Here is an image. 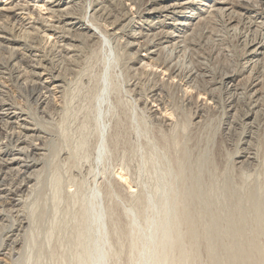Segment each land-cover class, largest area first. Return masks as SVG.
Instances as JSON below:
<instances>
[{
	"label": "bare ground",
	"instance_id": "1",
	"mask_svg": "<svg viewBox=\"0 0 264 264\" xmlns=\"http://www.w3.org/2000/svg\"><path fill=\"white\" fill-rule=\"evenodd\" d=\"M80 1L0 0V53L8 55L12 68L26 64L28 72H16V79L21 87L30 86V98L43 118L50 117V108V115L63 114L66 122L71 111L63 100L71 82L40 54L41 48L54 49L67 61L95 46L105 51L94 88L84 99V123L71 152L60 151L69 141L65 129L59 134L64 143L58 145L55 133L37 126L8 99L0 72V228L14 220L3 232L0 264H264V173L245 171L260 164L255 132L246 133L243 147L221 166L209 149L195 151L187 138L190 125L202 126L204 108L219 105L213 97L218 88L232 95L224 107L226 117H234V98L242 89L253 100L252 110L258 108L264 95L263 70H258L264 62V0H149L142 7L131 0H96L83 16ZM210 14L226 17L231 32L246 26L239 34L235 66L211 81L210 92L201 93L185 56L187 41ZM96 17L103 30L94 23ZM28 47L33 54L25 55ZM122 58L132 79L126 90L138 97L135 105L148 110L151 122L169 132L173 150L170 154L148 137L145 119L127 103L129 128L145 143L129 154L136 157L138 190L116 182L117 193L130 200L121 210L123 223L112 222L96 174L93 185L71 182L76 190L65 191L70 179L65 182L57 159L62 156L64 162L70 153L80 162L91 151L99 166L109 158L104 116L113 107L108 104L103 112L102 106L118 88L112 68ZM224 58L231 62L229 54ZM141 76L157 81L146 93L138 84ZM173 89L199 106L188 124L171 118L176 115L168 102ZM255 121L256 112L244 116L246 127ZM124 157L122 164L129 161ZM107 191L117 197L115 190Z\"/></svg>",
	"mask_w": 264,
	"mask_h": 264
},
{
	"label": "rangeland",
	"instance_id": "2",
	"mask_svg": "<svg viewBox=\"0 0 264 264\" xmlns=\"http://www.w3.org/2000/svg\"><path fill=\"white\" fill-rule=\"evenodd\" d=\"M94 1L96 2V0H81L78 4L80 15H84V11L92 6ZM131 1L142 7L149 0ZM111 10H113L115 15H122V12H120L118 9L111 8ZM94 23L98 25L101 30H103V23L100 18L96 17ZM245 26L246 25H240L235 29V32H231L227 27L226 17L210 14L205 20H203L202 24L197 26L193 31L192 35L187 41L188 54L185 56V59L190 64L189 67L192 69L190 71L194 72L197 76L196 87L201 93L210 92L211 81H217L222 73L227 70H231L235 66L234 64L236 63L241 47V39L239 34L241 36L245 32ZM41 49H39L41 50L40 54L45 53L43 55H47L46 57L48 58L46 59L52 63H50L51 66L61 70L62 74L65 75V78L67 77V84L71 82L69 85H67L66 97L65 100H63L65 103H69V110L71 111V114L67 119L68 121L66 120V122H62L63 114L57 115L56 112H53L51 116L50 108L47 109L49 114L48 116L50 117L43 118L42 114L37 109L36 103L30 98V86L22 85L21 87L20 82H18L16 79V72H28L26 64L18 63L12 68L7 64L8 55L6 53H0V67H4L3 70H0V72H3L2 76L4 75V78H0H3L2 81L4 85L8 87V99L24 109V112L29 115V117L35 124H37V126L40 123V125L45 126V129H48L47 131L51 130L53 133H55L56 142L58 145L64 143L62 135H60L62 137L60 138L59 134H62L61 132L65 129L69 141L60 145V151L62 149L65 151L69 150L71 152L70 148L73 145V140L77 138L79 129L82 123H84V115L81 110L82 107H84V99H87L89 92H91L94 88L93 76H95L94 74H96L101 69V61L102 58H104L105 51L102 49L100 52L98 50V46H95L92 48L93 50L84 49L80 56L81 59L79 58L76 61H67L60 57V55L57 54L54 49L50 50L49 47H44L45 51L43 48ZM117 50H119L118 53L123 54L121 48H118ZM26 54H33L32 49L29 47L26 48L25 55ZM224 54H229L232 57L231 62L224 58ZM124 59H121L120 65L112 68V70H114V78L118 82V88L113 89L108 94V102L102 106L103 112H105L108 104L112 105L113 107V110L110 112V114L104 116L106 142L110 146H108L110 151L108 154L109 158H107L108 161L105 160L102 165L98 166L96 162L93 161L94 155H92V152L90 151L91 148L89 150L90 156L88 159H86L87 161H74L70 153L68 155L69 157H67L64 162H61L64 157L62 158L61 156L57 158L59 159L58 162L60 161L58 163L59 166L61 165V168L64 166L62 169V177L64 178L65 182L66 179H70V183L68 182L65 184V191L72 192L76 190L74 183L71 182H75L76 184L84 182V184L88 186L93 185L92 181L94 175L96 174L95 176L98 178V183L103 182L102 185L106 190L102 191L103 203L107 209L111 210L113 214L112 222L119 220L121 223H123L121 210L123 207H126L129 204L130 200L127 197H122L120 194H118L119 190L116 182L121 180L124 187L132 188L136 191L138 190V185L136 182V157L134 158L133 156L130 158L129 154L133 152L134 149L137 150L138 146H142L145 143L144 138H136L135 133H133V131H131L129 128L128 122L130 115L127 110V103H132L133 107H135L134 111L136 115L145 119L147 128L149 130L148 137L155 140L164 149L166 147L170 154L173 151L170 146V141L168 140L169 132L165 131V129L160 125L151 122L147 112L148 110L145 108L142 109V107L135 105L138 97H133V94L126 90L127 87H125V84L131 78L129 77L130 75L126 73ZM258 70H263L262 75L264 77V62L263 65L258 68ZM25 76H27V74ZM156 82L157 81L155 78L149 77L148 79V77L141 76L138 84L142 90L144 89V93H146L147 89H149L153 83L155 84ZM242 87L243 86H241V88ZM170 91L171 97L169 96V100H167L170 104V109H173L174 113L176 114L171 118L177 123L183 121H186L187 124L188 122L190 123L191 117L196 112V110L199 109V106L195 103V100L187 101L185 98H183L178 89H173ZM238 94L239 95L234 98V117L228 118L224 114V107L230 101V97L232 99V95L226 94L222 89L219 88L215 90L213 92V97L215 96L214 99L219 103V105H215L213 108H204L203 119L201 122L202 126L195 128L189 124L190 126L188 127L189 129L187 132V138L190 140L189 142L191 147L194 149L196 148L195 151H201L204 148H207V150L209 149L208 151L210 158L215 162L216 166H221L226 159L227 161H230L235 156L236 150L239 151L241 147H243V145L241 146V142L244 141L246 133L250 132L252 129V132H255V139H258L260 144V164L256 167L253 166L251 168H245V171L252 172V170L255 169V174L260 172L264 173V95L260 98L259 106L254 111L252 110L253 100L250 99L246 90L242 89L241 92H238ZM254 112H256L255 124L252 127H246L244 124L246 123L244 122V116L247 113ZM167 113L171 114V111ZM205 126L208 127L204 128ZM58 128L60 133L57 130ZM90 138L89 143L92 146L95 143V138L93 136H90ZM122 156H125L124 158L125 160L127 159V161L129 159L128 162L125 161L126 164H122L120 161ZM95 166L97 168H95ZM102 170H104V173H102ZM110 189L115 190V194L118 192L117 197L114 195L112 197L109 196V191L107 190ZM13 221V219L8 220V223L3 224L0 228V243L1 240L3 241V234L8 230L7 227L13 224Z\"/></svg>",
	"mask_w": 264,
	"mask_h": 264
}]
</instances>
